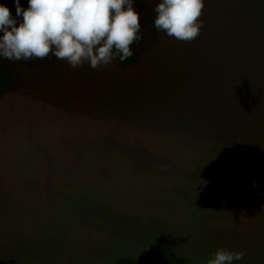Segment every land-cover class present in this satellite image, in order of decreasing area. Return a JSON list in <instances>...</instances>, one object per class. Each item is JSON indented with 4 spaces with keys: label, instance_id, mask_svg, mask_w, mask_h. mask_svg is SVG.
Returning <instances> with one entry per match:
<instances>
[{
    "label": "rangeland",
    "instance_id": "obj_1",
    "mask_svg": "<svg viewBox=\"0 0 264 264\" xmlns=\"http://www.w3.org/2000/svg\"><path fill=\"white\" fill-rule=\"evenodd\" d=\"M159 2H133L141 31L129 64L0 58L15 80L0 91V264H116L163 248L192 264L221 248L244 253L236 264H264V197H226V178L204 197L196 181L223 165L165 136L167 124L182 132L220 101L217 84L234 82L229 71L252 78L255 57L264 64V0H204L191 42L155 30ZM0 4L21 19L15 0ZM228 54L238 55L233 65L218 67ZM121 150L173 152L180 175L139 170Z\"/></svg>",
    "mask_w": 264,
    "mask_h": 264
},
{
    "label": "clouds",
    "instance_id": "obj_2",
    "mask_svg": "<svg viewBox=\"0 0 264 264\" xmlns=\"http://www.w3.org/2000/svg\"><path fill=\"white\" fill-rule=\"evenodd\" d=\"M134 0H15L16 17L0 4V58L9 61L64 59L73 67L92 69L134 55L141 31ZM204 0H160L154 28L179 41L191 42L203 26ZM253 186H258L253 182ZM243 252L217 249L207 264H233Z\"/></svg>",
    "mask_w": 264,
    "mask_h": 264
},
{
    "label": "trees",
    "instance_id": "obj_3",
    "mask_svg": "<svg viewBox=\"0 0 264 264\" xmlns=\"http://www.w3.org/2000/svg\"><path fill=\"white\" fill-rule=\"evenodd\" d=\"M259 39L263 44L257 42L258 45L264 48V38ZM246 55L247 53H242V56ZM227 56L224 60L218 59V65L221 64L218 67L229 68L228 66L233 65V60L236 61L238 55L228 54ZM260 58L262 57H255L256 69L246 71L251 72L252 78L242 77L246 74L232 70L229 71L232 75L231 81H234L231 85L226 84L219 87L217 84V96L220 100L217 101L218 103L223 102L221 98L223 99L224 94H226L225 97L235 94V100H224V104H210L206 107L209 112L207 111L204 116L200 115L201 112L198 116L200 119H190L187 125L180 126L184 129L182 132L178 128L172 129L170 123L165 127L170 128L165 131L168 143H183L184 146L194 147L205 154L206 161L214 156L223 165L222 168L215 166L214 170L217 173L205 172L207 179L205 183L196 181L200 188L209 190L204 197H215L217 194L214 190L216 187L212 184L215 178L231 180L233 189L229 193H223L226 197H264V64ZM132 60L133 58L130 57L123 62L119 60V62L129 64ZM14 84L15 80L11 72L6 68L0 69V91ZM199 106H202V103L195 106L198 107L194 110L195 112L200 110ZM258 146L261 148L260 154L254 152V148ZM209 150H213L214 155H208ZM167 153L168 155L158 158L155 153L143 152L135 155L128 150L120 151V154L139 170L152 174L158 173L167 178L177 177L180 175L179 169L175 166L178 162L174 160L173 152ZM166 156L171 159H167ZM254 181L258 186H253ZM192 263L191 258L171 248H163L151 253L146 261L126 257L116 262V264ZM236 263L237 261L234 260L233 264Z\"/></svg>",
    "mask_w": 264,
    "mask_h": 264
}]
</instances>
